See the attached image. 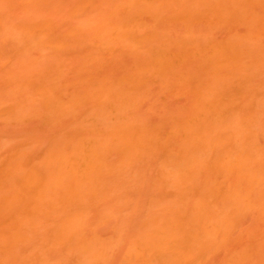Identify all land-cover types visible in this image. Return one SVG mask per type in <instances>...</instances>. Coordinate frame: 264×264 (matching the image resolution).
<instances>
[{
  "label": "rangeland",
  "instance_id": "374dc122",
  "mask_svg": "<svg viewBox=\"0 0 264 264\" xmlns=\"http://www.w3.org/2000/svg\"><path fill=\"white\" fill-rule=\"evenodd\" d=\"M222 2L0 0V264H264V183L255 203L244 191L257 207L240 216L216 193L200 202L221 182L215 142L181 152V135L164 139L195 101L226 91L235 105L222 124L244 136L221 124L233 140L221 145L251 132L264 152V0ZM231 40L241 59L213 69L210 46ZM201 203L206 224H229L224 240L209 223V239L198 235ZM171 234L175 251L162 247Z\"/></svg>",
  "mask_w": 264,
  "mask_h": 264
},
{
  "label": "bare ground",
  "instance_id": "6f19581e",
  "mask_svg": "<svg viewBox=\"0 0 264 264\" xmlns=\"http://www.w3.org/2000/svg\"><path fill=\"white\" fill-rule=\"evenodd\" d=\"M225 0H223V2H224ZM236 1V0H235ZM222 2V3H223ZM242 2H244V1H242ZM248 3V2H247ZM253 2H251V4H252ZM255 3V2H254ZM253 3V4H254ZM217 4V3H216ZM221 4V3H220ZM228 4H229V2H228ZM231 4V3H230ZM259 4H260V2H259ZM221 5H223V4H221ZM234 5V4H233ZM235 5H236V3H235ZM261 5H264V4H261ZM213 6H215V5H213ZM232 6V5H231ZM240 6V5H239ZM251 6V5H250ZM219 7V6H218ZM221 7V6H220ZM224 7H225V5H224ZM234 7V6H233ZM226 8H227V6H226ZM229 9H231L230 7H229ZM237 9V8H236ZM221 10V9H220ZM227 10V9H226ZM235 10V9H234ZM225 12V11H224ZM238 12V11H237ZM234 13H236V12H234ZM222 14V13H221ZM238 14V13H237ZM223 15V14H222ZM227 41V40H226ZM226 41H225V43H226ZM232 41V40H231ZM229 42V44L227 43V45H224V47H222V48H220V49H214V48H216V45H217V43L215 44V45H212V46H210V48L211 47H213L214 46V48H212L213 50H215L216 51V53H217V51H218V53L220 54H217V56H218V58H220L221 60H219L218 59V61H216V59H215V61H214V58H212L213 57V55L215 56L216 55V53L215 54H213L211 57H209L210 59H208L209 61H211L212 59H213V69H220V68H225V67H228V68H225V70L227 69V70H229V66H230V69H231V66L232 67H234V65H236L237 63V60L238 59H241V58H239V56L238 55H236L237 53L238 54H240L241 52L239 51H237V53H235L234 54V52L233 51H235L236 49H237V47H238V45H237V47L235 48V50H234V48H233V50H232V47H233V45H235L234 43H235V40L234 41H232V42ZM234 42V43H233ZM237 42V41H236ZM224 43V44H225ZM233 44V45H232ZM237 44V43H236ZM220 45H222V44H220ZM219 46V45H218ZM209 48V49H210ZM218 48V47H217ZM212 49L210 50V52H214V51H212ZM239 49H241V47L239 48ZM197 50H199V48H197ZM209 52V51H208ZM210 52L208 53L209 54V56L211 55L210 54ZM221 52V53H220ZM236 52V51H235ZM202 53H204L203 51H202ZM203 57V56H202ZM205 57V56H204ZM241 57V56H240ZM163 58H165V57H163ZM212 58V59H211ZM216 58V57H215ZM155 60H157V59H155ZM205 60H207L206 58H205ZM160 62V61H159ZM165 62V61H164ZM207 62V61H206ZM205 62V63H206ZM239 62H240V60H239ZM239 62H238V64H239ZM163 63V62H162ZM167 63H168V61H167ZM212 63V62H211ZM236 63V64H235ZM164 65V64H163ZM167 65V64H166ZM227 65V66H226ZM155 66H157V63H156V65ZM158 67V66H157ZM160 67V66H159ZM159 67L157 68V69H159ZM166 67V66H165ZM167 68V67H166ZM237 68V67H236ZM164 69V68H163ZM239 69V68H238ZM160 71V70H159ZM196 86V85H195ZM242 86V85H241ZM240 86V87H241ZM243 87V86H242ZM248 87V86H247ZM196 88H198L197 86H196ZM243 89V88H242ZM242 89H240V90H242ZM246 89V88H245ZM244 89V90H245ZM237 91H239V88L238 89H236ZM230 91V90H229ZM233 91V90H232ZM198 93V92H197ZM203 93H205V91H203ZM220 94H221V92H219ZM225 93V95H223ZM223 94H222V98H220L217 102L215 101V103H214V100H211V102H213V103H211L210 105H208V107H206L207 105L204 103V105H206V106H202L201 104H203V102L201 101V100H198V101H195V103H194V105H193V108H192V110L190 111V116H187V120L185 119V121L183 120H181V122H178V124H176V126L174 125V127L172 126V127H170L166 132H167V135L164 137V139L166 140V142H165V144L167 143V142H169L171 139L173 140H175V138L177 137L178 138V136L179 135H181L177 140H175V142L176 141H178V143H180L181 142V140H182V142L180 143V144H182V149H184V150H182L181 149V152L182 151H186V149H189V147L188 146H194V145H199V147H201L200 146V144H198V143H202V144H205V143H208V144H212V142H215V146L217 147H213L214 149H216V151H217V153H216V151H214V156H216L215 157V159H212L213 161H209V164H213L214 165V168H213V170H215L216 172H212V173H218V174H220V176H221V182H217L216 181V183L217 184H215V185H212V184H214V182H212V184L210 183V184H208L207 185V187H204V189H202V190H204V193H201L202 194V196H200L199 198L201 199H199L200 200V202H204V200H206L207 199V194L208 193H213V197H214V195H218V197L220 198L219 199V202L221 201H223V203H226V204H221V205H227V203H229V201H230V208H231V210L234 212V213H241V210H242V213H244V210H245V206L246 207H248V208H250V210H252L253 209V207H257V205L255 206L254 205V201H253V199L254 198H257V199H259L258 197H260V199H261V197L262 198H264V191H262L261 192V194H262V196L260 195H258V193H259V191H261V189L259 190V188H261V186H262V189H264V185H261V183H264V167H260V165L259 166H257L256 164L254 165V163H252V161L251 160H253V158L255 157V159H258V157L260 158L261 156H264V152H262V154L261 153H259L258 151H259V149H260V147L261 146H257L256 144H254L255 143V141L252 143V141H253V139H255L254 138V134L252 135L253 137H251V135L250 134H252L251 132L250 133H248L247 135H249V137L248 136H246L245 138H244V140L243 139H241V136H244L243 134H241V132L239 131L240 130V128H239V130H238V128H235L234 127V125L235 126H237V124L236 123H238V122H233V124L231 125V127H233V128H228V125H230V124H226V125H224V124H222V122L224 123V121H222L223 120V118H225V117H227V119H225L227 122H229L230 121V117H229V115L232 113V110L233 109H230V108H228L226 105L227 104H230L229 102L230 101H228L229 100V98L231 97V99H232V102H233V99L235 98V97H233L232 98V96L233 95H231V92H230V94H226V91L224 92ZM228 93V92H227ZM233 93V92H232ZM202 94V93H201ZM200 93L198 94V95H195L196 97L198 96V97H200L199 95H201ZM205 94H207V93H205ZM204 94V95H205ZM233 94H235V93H233ZM242 94V93H241ZM203 95V94H202ZM204 95H203V98H204ZM208 95L211 97V94H209L208 93ZM231 95V96H230ZM207 96V95H206ZM208 96V97H209ZM212 96H213V94H212ZM215 96H217V95H215ZM220 96V95H219ZM237 96V95H236ZM238 96H240V94H238ZM242 96V95H241ZM244 96V95H243ZM202 98V97H201ZM201 98H199V99H201ZM218 98V97H217ZM240 98V97H239ZM204 99H207V97H205ZM210 99V98H209ZM216 99V98H215ZM237 100H236V102L237 101H239L240 99H238V98H236ZM196 100V99H195ZM202 102V103H201ZM235 102V101H234ZM234 102L232 103V104H234ZM232 104H230V106L232 105ZM235 105V104H234ZM233 106V105H232ZM232 106H231V108H232ZM236 106H237V104H236ZM235 108V107H234ZM188 114V115H189ZM221 124L222 125H224V126H226V128L228 129V130H230V132H228V130H227V132L229 133V135H231L230 133H231V129L232 130H234V129H236V130H234V131H236V133L237 132H239V135L241 134V136L239 137L240 139H238L237 137L239 136L238 134H234L233 135V139H234V141H236L237 139V141L236 142H233L234 144H233V148H230L229 150L228 149H226V147L228 148V146L230 147V145H228L227 143L229 142V140L232 138L231 136H228L227 135V137H225V135L223 136V135H219V131H218V128L221 126ZM223 126V127H224ZM245 129V128H244ZM220 130V129H219ZM222 130H224V128H222L221 129V131ZM242 130V129H241ZM218 131V132H217ZM234 131H232V133H234ZM244 131V130H243ZM223 132V131H222ZM226 133V132H225ZM228 133H226V134H228ZM244 133V132H243ZM221 134V133H220ZM245 134V133H244ZM238 135V136H237ZM156 136H157V134H156ZM231 137V138H230ZM236 137V138H235ZM247 137H248V139H247ZM260 137V136H259ZM183 138V139H182ZM253 138V139H252ZM262 138H264V137H262ZM179 139H181L180 141H179ZM247 139V140H246ZM252 141H251V140ZM135 140V139H134ZM165 140H163V141H165ZM169 140V141H168ZM240 140V141H239ZM242 140L243 141H245V142H242ZM250 140V141H249ZM257 140V139H256ZM232 141L233 140H231V142H229V143H232ZM240 142V143H239ZM132 143V142H131ZM134 143H135V141H134ZM228 145H226V144ZM162 144V143H161ZM165 144H163V146H166L167 144H169V143H167L166 145ZM170 144H171V141H170ZM208 144H206L207 146H204L205 148L207 147V149H208V147L209 146H211V145H208ZM217 144H219V145H217ZM224 145L225 144V146H224V148H223V146L222 145ZM258 144V143H257ZM221 145V146H220ZM256 145V146H255ZM178 146V148H181V147H179V146H181V145H177ZM184 147V148H183ZM188 147V148H187ZM197 147V146H196ZM198 147V148H199ZM203 147V148H204ZM220 147H222V149L221 150H219L220 149ZM259 147V149H256V148H258ZM203 148H201V150L203 149ZM204 148V149H205ZM219 148V149H218ZM167 149H168V147H167ZM192 148L190 147V150H191ZM193 149H194V147H193ZM197 149V148H196ZM211 149H212V147H211ZM258 150L257 152H255V150ZM190 150H187L188 151V153L187 154H191L190 153ZM213 150V149H212ZM262 150V149H261ZM260 150V151H261ZM194 151V150H193ZM203 151V153L205 152L204 150H202ZM206 152H207V150H206ZM206 152H205V154H206ZM210 152H211V150L210 151H208V156L209 155H211V154H213L212 152H211V154H210ZM257 154V156H255L254 154ZM186 154V153H185ZM192 154H194V153H192ZM182 155H184V154H182ZM182 155H180V156H182ZM184 156H186V155H184ZM188 156V155H187ZM205 156H207V155H205ZM214 156L212 155V157L214 158ZM190 157V159H191V157H192V155H190L189 156ZM196 157V156H195ZM199 157V156H198ZM200 157H202V155H200ZM204 157V156H203ZM209 157H211V156H209ZM209 157L207 158V159H209ZM211 157V158H212ZM181 158V157H180ZM205 158V157H204ZM205 158V159H206ZM261 158H264V157H261ZM261 158L258 160V161H260L261 160ZM186 159V158H185ZM184 158H183V160H185ZM198 159L200 160V159H202V158H197L196 157V159L194 160L195 161V163H196V161H198ZM206 159V160H207ZM183 160H182V162H183ZM189 160V159H188ZM186 161V160H185ZM251 163H250V162ZM211 162V163H210ZM213 162V163H212ZM262 162H264V161H262ZM262 162H260V163H262ZM199 163H201V162H199L198 161V165H199ZM204 163V167H205V165L207 164L206 162H202V164ZM206 163V164H205ZM184 164H185V162H184ZM191 164V163H190ZM202 164H201V166H202ZM251 164H253V166L251 165ZM258 164H259V162H258ZM187 164H185V166H186ZM193 165H196V164H193ZM198 165H196V166H198ZM262 165H264V164H262ZM82 166V165H81ZM189 166V165H188ZM200 166V165H199ZM207 166V165H206ZM257 166V167H256ZM92 167V166H91ZM207 167H210V165L209 166H207ZM211 167H213V166H211ZM210 167V168H211ZM8 168V167H7ZM90 168V167H89ZM94 168V167H93ZM187 168V167H186ZM189 168V167H188ZM201 168V167H200ZM203 168V167H202ZM208 169V168H207ZM74 170V169H73ZM77 171V170H76ZM92 171V170H91ZM206 171H208V170H206ZM186 175V174H185ZM219 176V175H218ZM219 176V177H220ZM216 177V176H215ZM198 178V177H197ZM211 179V178H210ZM215 179V178H214ZM187 181H189V180H187ZM210 181V180H209ZM208 181V182H209ZM213 181V180H212ZM197 182H198V180H197ZM177 183V182H176ZM192 183V182H191ZM193 184V183H192ZM196 184H198V183H196ZM177 185V184H176ZM187 185V184H186ZM204 185V184H203ZM202 185V186H203ZM259 185H261V186H259ZM198 186V185H197ZM258 186H259V188H258ZM181 187V186H180ZM195 187V186H194ZM255 187H256V189L258 190V192L255 190ZM192 188V187H191ZM252 188H254L253 189V193L251 194V192H249L250 194H249V197L252 199L251 201H253L254 203H253V205H251V201H250V204H248V205H246V203H249V202H247L248 201V199L250 200V198L248 197L247 198V195H248V193L247 194H245V192L246 191H251L252 190ZM196 189V188H195ZM183 190V189H182ZM197 190V189H196ZM245 191V192H244ZM199 191H197L195 194H197ZM202 192V191H201ZM256 192V193H255ZM184 193V192H183ZM207 193V194H206ZM216 193V194H215ZM246 195V196H244V194ZM206 194V195H205ZM243 194V195H242ZM254 194V195H253ZM198 195V194H197ZM209 195V194H208ZM256 195H258V197H256ZM212 196V195H211ZM211 196H209L208 198L210 199V198H212ZM244 197L243 199H245V197L247 198V199H245L244 201L246 202H244L243 201V199L241 198V197ZM251 196H253V197H251ZM255 196V197H254ZM196 197V196H195ZM202 197V198H201ZM206 197V198H205ZM217 197V196H216ZM217 197V198H218ZM215 198V197H214ZM209 199H207L208 201H209ZM222 199V200H221ZM207 200H206V202H207ZM218 201V200H217ZM225 201V202H224ZM228 201V202H227ZM210 202V201H209ZM218 202V203H219ZM220 202V203H221ZM241 202H243V203H245V205H243L242 203L240 204ZM258 202L260 203V205L258 204V203H256V204H258V207H260V208H257V209H259L260 211H258L256 208V210L255 211H257V212H259V213H261L260 215H261V219H264V202H260L259 200H258ZM199 203V202H198ZM211 203V202H210ZM212 203H213V200H212ZM217 203V205H219ZM232 203V204H231ZM204 205L206 204V203H203ZM202 203L195 209L196 210V212H195V210H194V212H193V217H194V220H193V222H196L197 224H198V226L197 227H199V229H200V232H201V234L199 233H197L199 236L200 235H203V237L202 236H200V238L202 237L203 239H205L204 237H206L207 235L205 234V233H203V232H205V230H206V228L208 227H206V225H209L210 224V227L209 228H211L212 227V223H209V219L207 220L208 222H207V224H206V216H208V215H206V213H208V212H206V210L204 209L205 208V206H207V204L204 206ZM240 206H239V205ZM196 205V204H195ZM234 205H236L235 206V208H236V210H235V208H233V206ZM220 206V205H219ZM241 206H242V208H241ZM243 206H244V210H243ZM227 207H228V205H227ZM233 208V209H232ZM239 208L241 209V210H239ZM192 209H194V208H192ZM247 209V208H246ZM210 210V209H209ZM208 210V211H209ZM250 210H248V211H250ZM254 210H252V211H254ZM177 211V210H176ZM193 211V210H192ZM191 211V212H192ZM231 211V212H232ZM236 211V212H235ZM245 211H247V210H245ZM179 213V212H178ZM239 216H240V214H238ZM173 216V215H172ZM191 216V215H190ZM191 216V217H192ZM190 217V218H191ZM183 218V217H182ZM187 218V217H186ZM231 218V216L228 218V220ZM184 219V218H183ZM231 220V222L233 221H235V220H232V219H230ZM192 221V220H191ZM224 221H226V220H224ZM262 221V220H261ZM182 222H183V220H182ZM163 223V222H162ZM189 223V222H188ZM195 223V224H196ZM209 223V224H208ZM214 223H216V222H214ZM218 224H219V222H217ZM221 223H223V221H221ZM230 223V222H229ZM174 224H176V222L174 223ZM179 223H177V225H178ZM227 224V223H226ZM215 225V224H214ZM213 225V226H214ZM224 226H223V228L224 229H222V227H221V225H215V226H217V227H213V229H212V231L214 232V230L216 229V228H219V227H221L220 228V230H221V232H220V230H219V233L220 234H222V235H220V234H218V232H216L217 233V236L218 237H222V239L224 240L225 238H223L224 236H226L227 235V232H225V231H227L228 230V226L227 225H229V224H227V225H225V224H223ZM219 226V227H218ZM225 226H227V228L225 227ZM176 227V226H175ZM177 227H180L179 225L177 226ZM215 228V229H214ZM166 229H168V228H166ZM192 229V228H191ZM226 229V230H225ZM194 229H192V231H193ZM209 230H211V229H209ZM217 230V229H216ZM222 230H225L224 232L222 231ZM191 231V232H192ZM218 231V230H217ZM229 231V230H228ZM164 232H165V230H164ZM164 232H163V234H164ZM194 232V231H193ZM196 230H195V234H196ZM208 232V231H207ZM211 231H209L208 233H210ZM178 233V232H177ZM177 233H176V235H177ZM183 233V232H182ZM224 233H226V235L224 234ZM180 234V233H179ZM185 234V233H184ZM194 234V233H193ZM189 235V234H188ZM191 235V234H190ZM210 235H212V234H210ZM210 235H209V237H210ZM220 235V236H219ZM224 235V236H223ZM262 235V234H261ZM165 236V235H164ZM178 236V235H177ZM177 236H175V234H171V235H167V236H165V237H162V239H163V241H164V243H163V245L164 246H162V247H168L169 249H170V251H171V248L173 249V251H175V245H173V247H172V244L174 243V241L176 240L174 237H177ZM213 236V235H212ZM180 237V236H179ZM165 238V239H164ZM208 237H206V239H207ZM188 239V238H187ZM205 239V242L209 239H207L206 240ZM185 240V239H184ZM183 240V241H184ZM261 240V239H260ZM182 241V242H183ZM189 240H187V242H188ZM190 241H192V240H190ZM197 241H199V238H198V240ZM210 241V240H209ZM212 241V240H211ZM218 241V240H217ZM216 241V242H217ZM262 241V240H261ZM184 242H186V241H184ZM194 242H195V240H194ZM176 243V242H175ZM190 243V242H189ZM198 243V242H197ZM215 243V242H214ZM194 244V243H193ZM192 244V245H193ZM201 244V243H200ZM206 244V243H205ZM204 244V245H205ZM208 244V243H207ZM216 244V243H215ZM177 245V244H176ZM196 245V244H195ZM210 245V244H209ZM181 246V245H180ZM198 246V245H197ZM171 247V248H170ZM190 247V246H189ZM188 247V248H189ZM196 247V246H195ZM179 248V247H178ZM195 249V248H194ZM194 249H191V250H194ZM180 251V250H179ZM185 251V250H184ZM198 251V250H197ZM209 251V250H208ZM176 252H177V250H176ZM189 252V251H188ZM165 253H168V252H165ZM173 253H175V252H173ZM184 253V252H183ZM207 253V252H206ZM170 254H172V252H170L169 254H167V255H169V257L170 256H175L174 254H172V255H170ZM176 254H179V253H176ZM182 254V253H181ZM186 253H184V254H182V256L183 255H185ZM144 255V254H143ZM142 255V256H143ZM200 255V254H199ZM203 255V254H202ZM178 256V258H179V255H177ZM186 256V255H185ZM188 256V255H187ZM144 257V256H143ZM176 257V256H175ZM189 257V256H188ZM188 257H187V259H188ZM194 257V256H193ZM174 259V257H171L170 259ZM182 258V257H181ZM241 258V257H240ZM185 259V258H184ZM187 259H185V261L187 260ZM242 259V258H241ZM165 260H167V258L165 259ZM169 260V259H168ZM174 260H176V259H174ZM172 261V260H171ZM191 261H193L192 259H191ZM190 261V262H191ZM187 262H189V261H187ZM165 263V262H164ZM178 263V262H177ZM233 263H236V262H233ZM174 264V263H173ZM179 264V263H178ZM181 264V263H180Z\"/></svg>",
  "mask_w": 264,
  "mask_h": 264
}]
</instances>
